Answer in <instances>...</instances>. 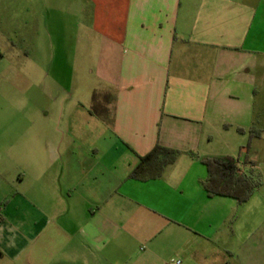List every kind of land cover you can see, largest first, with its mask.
<instances>
[{
	"label": "crops",
	"instance_id": "0c3cea01",
	"mask_svg": "<svg viewBox=\"0 0 264 264\" xmlns=\"http://www.w3.org/2000/svg\"><path fill=\"white\" fill-rule=\"evenodd\" d=\"M57 1L0 0V74L56 5L94 78L61 101L0 86V264H264V184L210 197L201 161L263 173L264 0ZM156 144L176 159L132 177Z\"/></svg>",
	"mask_w": 264,
	"mask_h": 264
},
{
	"label": "rangeland",
	"instance_id": "374dc122",
	"mask_svg": "<svg viewBox=\"0 0 264 264\" xmlns=\"http://www.w3.org/2000/svg\"><path fill=\"white\" fill-rule=\"evenodd\" d=\"M63 2L66 8L71 6V0ZM57 4L63 5L59 0ZM56 7L54 5L46 11L34 12L38 17L31 28V34L27 36V43L20 41L18 32L17 50L7 58L9 70L15 73L0 74V86H5L9 94H15L18 100L29 98L61 101L70 97L76 99L80 97V93L84 94L85 87L94 84L93 75L89 73L92 59L82 58L77 61L74 57L76 44L72 40V12L67 9L58 11ZM17 29L21 31L23 27L18 26ZM22 50H26L28 54H24ZM0 65L3 66L2 62ZM57 86H65L66 90L58 91ZM80 88L85 89L81 91ZM247 145L248 140L244 147L248 148ZM257 172L263 185L264 170L263 173Z\"/></svg>",
	"mask_w": 264,
	"mask_h": 264
},
{
	"label": "trees",
	"instance_id": "16d2710c",
	"mask_svg": "<svg viewBox=\"0 0 264 264\" xmlns=\"http://www.w3.org/2000/svg\"><path fill=\"white\" fill-rule=\"evenodd\" d=\"M239 131L243 129L238 128ZM260 130L255 126L250 129L247 147L251 139L260 136ZM178 152L172 148L156 144L132 172V177L139 180H148L159 177L165 166L172 163ZM201 161L206 165L208 176L202 181V186L208 196H229L235 198L239 204L248 201L262 182L258 173L250 169L248 172H239L236 159L231 156L202 157Z\"/></svg>",
	"mask_w": 264,
	"mask_h": 264
},
{
	"label": "built area",
	"instance_id": "2783aa9c",
	"mask_svg": "<svg viewBox=\"0 0 264 264\" xmlns=\"http://www.w3.org/2000/svg\"><path fill=\"white\" fill-rule=\"evenodd\" d=\"M236 166L239 172H244L238 160H236ZM169 264H181V261L179 259H171Z\"/></svg>",
	"mask_w": 264,
	"mask_h": 264
}]
</instances>
